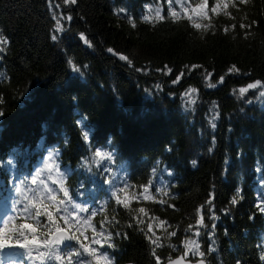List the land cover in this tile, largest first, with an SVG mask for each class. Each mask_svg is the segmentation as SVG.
Listing matches in <instances>:
<instances>
[{
  "label": "trees",
  "instance_id": "obj_1",
  "mask_svg": "<svg viewBox=\"0 0 264 264\" xmlns=\"http://www.w3.org/2000/svg\"><path fill=\"white\" fill-rule=\"evenodd\" d=\"M1 216L15 264H264V0H0Z\"/></svg>",
  "mask_w": 264,
  "mask_h": 264
},
{
  "label": "water",
  "instance_id": "obj_2",
  "mask_svg": "<svg viewBox=\"0 0 264 264\" xmlns=\"http://www.w3.org/2000/svg\"><path fill=\"white\" fill-rule=\"evenodd\" d=\"M52 239H54L58 244L62 246L68 245V243L72 239V235L66 229H57L53 235ZM166 264H208L206 260L199 259L196 261H192L187 259L183 254L169 260Z\"/></svg>",
  "mask_w": 264,
  "mask_h": 264
},
{
  "label": "rangeland",
  "instance_id": "obj_3",
  "mask_svg": "<svg viewBox=\"0 0 264 264\" xmlns=\"http://www.w3.org/2000/svg\"><path fill=\"white\" fill-rule=\"evenodd\" d=\"M203 8H200L199 10H202ZM36 178V182H37V186H38V188H41V182L38 180V178L37 177H35ZM49 186V184H48V182H45L44 183V188L45 187H48ZM20 187V186H19ZM23 191V190H22ZM25 202V199L22 201V204ZM14 210H16V209H14ZM7 211V210H6ZM11 213H10V211H8V212H5V215L6 216H4V217H7L8 215H10ZM0 246H3V247H5L6 249L5 250H7L6 252H5V254L6 253H10L11 252V250H13L14 248H16V245H12V244H9V243H1L0 244ZM10 261H14V260H7V259H5L4 258V256L1 254V252H0V264H4L5 262H7L8 264H9V262ZM10 264H15V261H14V263H10Z\"/></svg>",
  "mask_w": 264,
  "mask_h": 264
}]
</instances>
